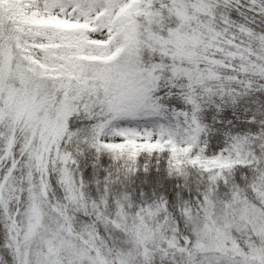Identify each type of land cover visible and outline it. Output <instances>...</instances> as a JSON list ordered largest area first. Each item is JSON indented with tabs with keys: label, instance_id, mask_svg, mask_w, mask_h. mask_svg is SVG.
Listing matches in <instances>:
<instances>
[{
	"label": "snow or ice",
	"instance_id": "snow-or-ice-1",
	"mask_svg": "<svg viewBox=\"0 0 264 264\" xmlns=\"http://www.w3.org/2000/svg\"><path fill=\"white\" fill-rule=\"evenodd\" d=\"M0 264H264V0H0Z\"/></svg>",
	"mask_w": 264,
	"mask_h": 264
}]
</instances>
